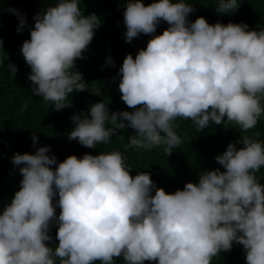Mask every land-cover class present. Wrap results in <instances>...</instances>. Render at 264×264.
Returning a JSON list of instances; mask_svg holds the SVG:
<instances>
[{
  "label": "clouds",
  "instance_id": "clouds-1",
  "mask_svg": "<svg viewBox=\"0 0 264 264\" xmlns=\"http://www.w3.org/2000/svg\"><path fill=\"white\" fill-rule=\"evenodd\" d=\"M240 5L218 0L216 10L232 14ZM7 11L22 32L26 14ZM194 11L187 0L147 6L127 0L126 42L156 33L161 21L169 25L119 68L121 99L134 111L112 112L110 100L96 102L70 117L75 127L68 139L97 148L132 128L126 147L163 145L170 156L184 142L175 131L177 118L190 119L201 132L210 124H234L244 132L256 126L264 115V28L210 24L203 16L191 21ZM33 19L21 47L32 93L62 110L72 93L87 89L75 61L101 20L95 13L85 16L80 0H57ZM114 64L109 55L106 66ZM8 68L15 75L17 66ZM32 139L35 146V132ZM49 153L50 146H41L12 157L22 180L0 214V264H115L118 257L126 264H211L234 242L243 246L246 264H264V184L256 176L264 168V142L247 135L230 142L215 156L224 171L204 169L198 182L174 193L157 187L149 172L132 176L119 150L70 155L62 162ZM53 223L55 247L47 243Z\"/></svg>",
  "mask_w": 264,
  "mask_h": 264
},
{
  "label": "trees",
  "instance_id": "trees-1",
  "mask_svg": "<svg viewBox=\"0 0 264 264\" xmlns=\"http://www.w3.org/2000/svg\"><path fill=\"white\" fill-rule=\"evenodd\" d=\"M56 2L57 0H0V214L5 204L11 203L22 180L19 172L21 166L13 165L12 157L16 153L34 154L41 146H50L49 155L55 154L58 162L70 155L82 157L85 153L96 155L119 150L127 158L132 176L137 172H149L157 187L174 193L178 189L182 190L188 182H198L199 173L204 169L220 168L224 171L223 166L216 162L215 156L223 153L230 142L244 135L264 142V115L247 132L234 124H228L227 128L224 125L210 124L201 132L190 119L177 118L174 122L178 125L175 131L184 142L170 156L165 154L163 145L139 150L126 147L129 137L135 133L132 128L120 131L109 143L98 144L97 148H87L76 140L68 139V133L75 127L70 117L86 111L96 102L110 100L109 108L112 112L134 111L121 99L120 77L117 75L119 68L129 53L135 57L140 49L146 48L154 35L162 34L169 25L161 21L156 33H141L128 43L123 35L126 32L124 12L127 0H80V8L85 16L95 13L101 20L99 27L94 29V38L84 51L83 58L75 61V68L83 74L87 89L72 93L68 100L69 107L56 110L51 102L32 93V84L28 79L31 68L21 52L23 42L30 39L29 29L34 27V16ZM143 2L147 6L153 0ZM187 2L192 3L195 8L189 16L191 21L203 16L210 24L243 22L250 29L259 30L258 26L264 28V0H239L241 5L232 14L218 13V0ZM9 7L26 14L28 26L22 32H17L19 21L16 15L7 11ZM109 55L115 61L114 66H106ZM9 63L17 66L15 75L10 72ZM261 103L264 104V99ZM33 132L39 137L35 146ZM237 147L243 145L238 144ZM56 166L58 165L52 167ZM256 176L264 184V168ZM58 198L57 196L55 199ZM60 211L57 206V216ZM57 230L58 225L53 223L50 229L53 239L47 242L49 246L55 247ZM96 264L100 262L97 261ZM115 264L126 262L118 257L115 258ZM144 264L156 262L145 261ZM211 264H246L243 246L234 242L230 251L221 252L213 258Z\"/></svg>",
  "mask_w": 264,
  "mask_h": 264
}]
</instances>
